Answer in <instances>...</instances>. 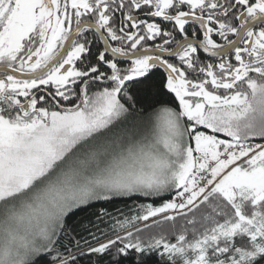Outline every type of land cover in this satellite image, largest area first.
I'll use <instances>...</instances> for the list:
<instances>
[{
    "label": "snow or ice",
    "instance_id": "obj_1",
    "mask_svg": "<svg viewBox=\"0 0 264 264\" xmlns=\"http://www.w3.org/2000/svg\"><path fill=\"white\" fill-rule=\"evenodd\" d=\"M153 254L264 264V0H0V264Z\"/></svg>",
    "mask_w": 264,
    "mask_h": 264
},
{
    "label": "trees",
    "instance_id": "obj_2",
    "mask_svg": "<svg viewBox=\"0 0 264 264\" xmlns=\"http://www.w3.org/2000/svg\"><path fill=\"white\" fill-rule=\"evenodd\" d=\"M169 100V97H165ZM132 201L115 199L112 202L97 201L92 206L82 208L77 211L76 215L69 221L70 227L75 230L78 237L89 236V232L95 233L102 237L103 231H108L111 225V218L118 217L121 213L127 212L132 206ZM106 211L110 216H101L102 212ZM109 257L106 255L103 258L95 256H85L81 259L80 264H107ZM124 264H134V257L129 256ZM149 264H159V258L153 254Z\"/></svg>",
    "mask_w": 264,
    "mask_h": 264
}]
</instances>
